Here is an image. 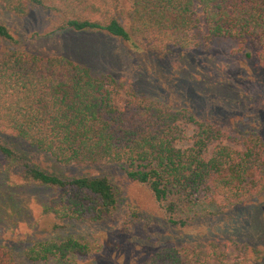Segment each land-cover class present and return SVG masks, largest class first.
<instances>
[{"label": "trees", "instance_id": "trees-1", "mask_svg": "<svg viewBox=\"0 0 264 264\" xmlns=\"http://www.w3.org/2000/svg\"><path fill=\"white\" fill-rule=\"evenodd\" d=\"M126 1L127 5L123 0H0V8L23 17L32 4L59 15L56 29L104 31L138 48L153 46L159 53L165 42L210 46L217 38L236 39L245 44L246 57L264 68V0ZM4 42L16 47L3 48ZM20 44L0 22L3 191L18 195L27 186L45 187L53 195L44 208L57 222H100L122 201L115 181L122 173L150 192L162 221L173 230L206 224L211 216L224 214L223 207L240 204L262 188L264 146L258 139L237 135L186 107L146 99L118 107L115 96L122 84L110 75L96 74L66 56L30 52ZM183 123L193 125L189 136ZM13 139L28 149L18 148ZM182 140L187 145L179 144ZM235 142L244 149L228 144ZM38 151L60 166L77 167L81 174L41 168L30 153ZM15 174L18 183L11 178ZM10 198L21 213L20 200ZM0 238V264H69L91 248L73 235L30 240L23 249ZM207 252L223 262L215 243ZM142 264L185 263L178 245L168 243Z\"/></svg>", "mask_w": 264, "mask_h": 264}, {"label": "rangeland", "instance_id": "rangeland-1", "mask_svg": "<svg viewBox=\"0 0 264 264\" xmlns=\"http://www.w3.org/2000/svg\"><path fill=\"white\" fill-rule=\"evenodd\" d=\"M123 3L127 5L126 0ZM58 19L56 12L32 4L23 17L0 8V22L21 40L20 48L41 55L66 56L120 82V92L115 96L118 107L145 99L186 107L237 135L258 139L264 146V68L246 57L245 44L239 40L217 38L210 46L200 43L185 47L165 42L159 53L153 46L138 48L104 31L56 29ZM151 44L156 45L155 41ZM2 47L16 45L4 42ZM182 127L189 136L193 125L183 123ZM14 142L21 149L28 146L19 140ZM187 143L182 140L179 144ZM228 144L244 149L241 143ZM30 153L49 172L81 174L77 167L60 166L45 153ZM11 178L20 181L19 174ZM115 181L122 190V201L112 216L100 222H57L44 208L53 195L45 187L27 186L18 195L0 187V237L23 249L30 240L73 235L91 248L87 255H79L69 264H142L168 243L178 245L185 264H264V183L258 193L232 209L223 207L225 213L211 216L206 224L172 230L162 221V212L145 187L122 173L115 176ZM10 197L20 200L21 213L15 211ZM233 214H238L236 219L230 218ZM210 243L221 248L222 263L207 252Z\"/></svg>", "mask_w": 264, "mask_h": 264}]
</instances>
